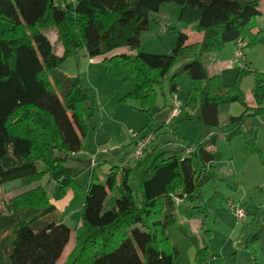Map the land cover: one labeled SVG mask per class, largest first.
I'll return each mask as SVG.
<instances>
[{"label": "trees", "instance_id": "trees-1", "mask_svg": "<svg viewBox=\"0 0 264 264\" xmlns=\"http://www.w3.org/2000/svg\"><path fill=\"white\" fill-rule=\"evenodd\" d=\"M263 1L0 0V187L18 180L28 188L0 207V217L18 216L0 238V264H56L68 244L70 230L53 217L54 206L39 184L44 176L60 193L71 189L80 197V225L63 264H174L178 250L168 229L184 226L179 218H192V209L181 204L212 178L216 156L210 148L217 139L218 106L238 102L243 107L220 128L226 139L242 134L248 118L264 113V83L253 87L255 107L249 108L234 85H223L220 76L206 73L203 61L227 44L253 37V20L262 15ZM166 3L179 7L180 23L196 24L202 40L186 44L187 36L173 31L176 41L170 54L139 52L148 14ZM50 28L56 30L62 56L54 53L44 34ZM120 48L134 51V58L110 55ZM78 50L89 59L101 58L114 77L131 79L134 92L127 98L140 103L143 129L151 126L148 110L156 102L155 88L163 90L167 74L183 63L181 72L191 76L184 107L198 111L204 133L182 154L148 153L134 161L132 168L122 169L119 186L113 168L104 180L93 169L82 189L67 163L82 150L95 97L77 76L59 71ZM246 68L243 64L240 69ZM177 76L169 78V95L178 90ZM246 144L256 151L251 135ZM132 170L138 172L137 193L129 186ZM114 190L119 196L113 208L102 212ZM221 260L204 242L197 247L195 264H222Z\"/></svg>", "mask_w": 264, "mask_h": 264}, {"label": "rangeland", "instance_id": "rangeland-1", "mask_svg": "<svg viewBox=\"0 0 264 264\" xmlns=\"http://www.w3.org/2000/svg\"><path fill=\"white\" fill-rule=\"evenodd\" d=\"M260 11L263 14L253 20V37H247L243 41V58L240 62L234 63L232 67L228 66V61L234 60L232 44H227L220 52L207 56L203 61L206 73L209 75L211 68L221 72V83L234 85L236 94L244 95L246 105L247 102L253 105V87L264 83V2L260 5ZM178 14L179 7L174 3H166L159 12L149 13L148 27L140 34L138 51L153 55L170 54L176 41L173 31L189 33L190 42H194L197 38L194 28L196 24L180 23ZM44 33L54 53L62 56L63 48L57 39L56 30L50 28ZM115 54H126L132 59L135 56V52L128 48H120L110 53ZM239 63L247 67L244 72ZM182 66L183 63L176 65L167 74L163 80V90L155 88L156 102L152 109L148 110L152 118L151 126L149 129H143L145 116L140 109V103L127 98V94L134 92L130 78L123 80L114 77L107 64L102 61H90L84 50H78L65 59L59 71L68 77L77 76L87 89L93 91L95 97L94 113L85 121L87 132L82 150L67 163L68 167L75 168L72 169L74 181L82 189L85 190L88 186L89 170L95 167L101 180H104L111 168L118 169L119 174L123 167L132 168L134 163H126L124 153L130 150L136 135L151 133L154 138L146 151L156 152L157 156H167L182 154L184 149L190 148L204 133L198 111L190 106L184 107L191 76L181 72ZM174 74H178V90L169 95V78ZM171 102H179L182 107L180 116L173 119L168 126L164 125L167 115L164 108ZM254 107L255 104L249 108ZM217 110V139L215 145L210 148L216 156L211 170L212 178L203 184L196 196L187 198L181 204L183 208L192 209V218L188 221L179 218V223L184 226L179 228L176 224L168 229L171 242L178 250L174 264H195V254L201 242L207 245L210 252L221 257L222 264H264V113L248 118L242 127V134L226 139L220 128L227 124L229 117L240 115L243 107L234 102L220 104ZM187 115H190V118L187 119ZM249 135L254 140L256 151H252L246 144ZM120 179L121 177L118 182ZM39 184L54 206L53 217L57 222H63L71 231L67 252L57 263L63 264L74 247V234L81 214L80 197L71 189L60 193L57 184L48 183L46 176ZM129 186L137 193L138 172L134 170L129 175ZM27 189L22 187L18 180L2 185L0 207ZM118 196L117 190L109 192L102 212L111 210ZM231 204L233 208L230 207ZM236 206L245 213L243 221H238L236 217ZM186 226L190 227L192 233L185 229Z\"/></svg>", "mask_w": 264, "mask_h": 264}, {"label": "built area", "instance_id": "built-area-1", "mask_svg": "<svg viewBox=\"0 0 264 264\" xmlns=\"http://www.w3.org/2000/svg\"><path fill=\"white\" fill-rule=\"evenodd\" d=\"M75 1L76 0H70V3L73 4V3H75ZM243 48H244L243 41L237 40L234 43V52H233L234 60L228 61L229 67H232L234 65V63L240 62V60L243 58V54L241 53ZM239 66L243 67V64H240ZM181 106H182L181 103L173 102V104L169 110L168 117H167L166 121L164 122L165 125H169L173 119L179 117L180 111H181ZM153 138L154 137L151 133H147L145 135L139 136L133 145L132 151L127 153L125 156L126 163L134 162V161L143 159V157L145 156V153L147 152L146 150L148 148V145L153 141ZM188 152H189V150L186 151V153H188ZM230 207L233 208L232 205H230ZM234 211L236 213V217H237L238 221H243L245 219V213L243 212V210L239 206H236Z\"/></svg>", "mask_w": 264, "mask_h": 264}, {"label": "crops", "instance_id": "crops-1", "mask_svg": "<svg viewBox=\"0 0 264 264\" xmlns=\"http://www.w3.org/2000/svg\"><path fill=\"white\" fill-rule=\"evenodd\" d=\"M264 2V1H263ZM263 2H261L260 3V5L263 3ZM259 10H260V7H259ZM261 12V11H260ZM263 14V13H262ZM191 28H193V27H191ZM194 28H196V27H194ZM192 30H194V29H192ZM45 34V33H44ZM186 36H187V40H186V44H193V43H199L201 40H202V33H199V32H197V30H196V32H195V36L197 37L196 38V40L194 41V42H190V36H189V33H187V34H185ZM232 44V47L234 46V44L233 43H231ZM90 61H101V58H94V59H90ZM208 73H210V75H218V76H221L222 74H221V72H216L213 68H211L210 70H209V72ZM172 104H173V102H171V103H169L168 105H165V108H164V112H165V115H166V113H167V115H166V119H167V117H168V114H169V110H170V108H171V106H172ZM253 105H254V101H253ZM252 104H249L248 102H247V106L248 107H252L253 106ZM180 116V115H179ZM165 119V120H166ZM171 124V123H170ZM169 124V125H170ZM164 125H165V123H164ZM168 125V126H169ZM132 144H133V142H131ZM132 149H133V145L131 146V148H130V150H127L124 154H125V156H126V154L127 153H129L130 151H132ZM161 151V150H160ZM149 153V151H147L146 153H145V156L147 155ZM160 154V153H159ZM152 155L153 156H155L156 155V152H153L152 153ZM74 156H75V154H73V155H71L70 156V158L72 159V158H74ZM157 156V155H156ZM70 159V160H71ZM98 164V163H97ZM98 166V165H97ZM97 167H95L94 168V170L96 169ZM71 169H75V168H71ZM122 169H125L124 167L122 168ZM93 170V169H92ZM92 170H89V172H91ZM120 171V170H119ZM122 171V170H121ZM114 172L116 173V177H117V180H116V186H119V184H120V182H118V179H119V177H120V174H119V172H118V169H115L114 170ZM118 192V191H117ZM232 205V204H231ZM18 221V216H16V215H6V216H1L0 217V237L4 234V232L10 227V226H12L13 224H15L16 222ZM61 223H63V222H61ZM64 224V223H63ZM65 225V224H64ZM79 225L80 224H78V227H79ZM66 226V225H65ZM190 228V227H189ZM70 230V229H69ZM190 232L192 233V231H191V229H190ZM70 236H71V231H70ZM69 243V242H68ZM68 245L69 244H67L66 245V247L64 248V251H63V253H62V255H61V257H60V259L58 260V262L61 260V258H63V256H64V254L67 252L66 250H67V248H68ZM73 246V245H72ZM72 248V247H71ZM69 250V249H68ZM57 262V263H58ZM56 263V264H57Z\"/></svg>", "mask_w": 264, "mask_h": 264}]
</instances>
